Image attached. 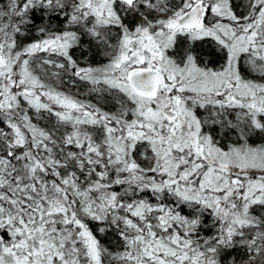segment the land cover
Masks as SVG:
<instances>
[{"label": "snow or ice", "instance_id": "1", "mask_svg": "<svg viewBox=\"0 0 264 264\" xmlns=\"http://www.w3.org/2000/svg\"><path fill=\"white\" fill-rule=\"evenodd\" d=\"M0 264H264V0H0Z\"/></svg>", "mask_w": 264, "mask_h": 264}]
</instances>
